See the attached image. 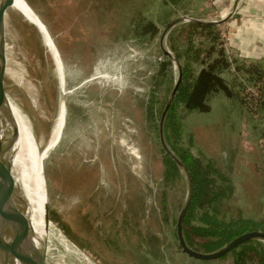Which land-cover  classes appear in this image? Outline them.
<instances>
[{
  "label": "rangeland",
  "instance_id": "374dc122",
  "mask_svg": "<svg viewBox=\"0 0 264 264\" xmlns=\"http://www.w3.org/2000/svg\"><path fill=\"white\" fill-rule=\"evenodd\" d=\"M27 1L49 26L70 90L66 94L65 89L58 136L26 179L40 191L38 203L29 195L31 234L38 248L48 250L46 264H185V255L175 251V220L186 185L183 177L164 180L165 154L158 137L177 70L173 64L161 67L160 35L179 18L218 20L234 0ZM246 1L216 25L230 60H254L264 68V8L257 16L261 30L244 34ZM257 3L264 6V0ZM3 8L2 50L8 66L15 61L25 72V82L19 85L3 74L0 86L22 107L19 134L41 151L58 112L57 65L38 27L10 5ZM147 19L160 28L154 37L135 26ZM163 46L169 48L167 37ZM192 64L195 72L201 67ZM222 76L235 96L219 91L208 97L209 111L185 112L171 142L211 168L210 176L224 193L215 203L218 218L264 220V108L248 93L254 90L251 75L231 68ZM230 261L227 256L210 264Z\"/></svg>",
  "mask_w": 264,
  "mask_h": 264
},
{
  "label": "trees",
  "instance_id": "16d2710c",
  "mask_svg": "<svg viewBox=\"0 0 264 264\" xmlns=\"http://www.w3.org/2000/svg\"><path fill=\"white\" fill-rule=\"evenodd\" d=\"M142 19L145 18L141 17L139 21ZM256 22L258 28L255 30L258 31L261 25L258 20ZM163 23H169V19H164ZM137 24L138 21L135 26L140 28L142 32L149 33L150 37H154L160 32L158 25L151 19H147L142 25ZM221 37L218 25L197 21L179 23L167 34V43L181 64L184 81L167 111L164 121V134L167 143L188 168L193 184L192 199L183 220L184 237L192 248L203 252L213 251L245 231L251 229L264 230V220L236 219L225 221L218 218L215 214V203L224 193L223 189L215 184V179L210 176L211 168L208 164L202 166L201 161L193 157L189 151L179 150L171 142L170 134L176 139L180 133L179 118L185 112L209 111L208 97L219 91L227 97L233 98L235 96V91L222 76V72L231 68L233 71H242L249 76L251 75L248 79L252 81L254 90H249L248 93L255 98L257 97L260 106L264 108V68L254 60H250L248 63L238 62L235 57L230 60ZM204 42H207L208 45L202 48L201 44ZM235 61L236 63L233 64ZM193 62H198L201 65L196 72L192 66ZM170 64L171 62L166 59L161 63V67ZM164 165V180L182 179L177 165L168 155L164 156ZM25 187L28 188L32 200L38 203L40 201L38 188L35 185L27 184V182ZM195 221L199 223H195ZM227 256L231 258L230 264H264V243L259 240L246 241L219 259ZM216 260L201 261L192 258L187 259L185 256L184 263L192 261L210 264Z\"/></svg>",
  "mask_w": 264,
  "mask_h": 264
},
{
  "label": "water",
  "instance_id": "95a60500",
  "mask_svg": "<svg viewBox=\"0 0 264 264\" xmlns=\"http://www.w3.org/2000/svg\"><path fill=\"white\" fill-rule=\"evenodd\" d=\"M11 4L14 0H6ZM28 7L36 14L38 20H40L43 28L50 34L49 26L43 19L38 15V13L32 8L27 0H24ZM240 0H234L231 9L218 20H204L195 17L188 16L186 18H179L177 20L169 23L160 35L159 48L161 50L162 60L168 59L174 68L177 70V78L173 84L170 95L161 111L159 122H158V137L159 143L163 149L165 155H168L177 165L186 185V195L184 201L179 209L175 220V234L177 239V244L179 249L176 252H180L186 256V258H192L201 261H213L219 259L220 257L226 255L231 250L239 246L240 244L249 240H259L264 243V230L262 229H251L245 231L234 238H232L227 243L223 244L221 247L208 252L198 251L192 248L186 241L183 233V220L186 211L190 205L192 194H193V184L188 168L180 157L169 147L165 134H164V121L167 111L172 103L178 89L181 85L182 80V68L181 64L171 51L170 48H165L163 46V41L167 37L168 32L177 24L184 21H197L202 23H212L219 24L226 19L235 11L237 4ZM26 19V18H25ZM27 20V19H26ZM29 22V21H28ZM5 55L4 51L0 46V82L1 76L5 72ZM62 69L64 72V87L66 89V65L62 62ZM93 78V76L88 77L80 82L79 85L84 84L86 81ZM59 86V81H58ZM60 88V86H59ZM70 90L66 89V94ZM0 118H4L5 121L10 126L9 136L7 138V143L4 146L0 145V264H10L12 260H17L20 264H46V248H38L33 240L30 233L29 223L25 216L24 210L21 206L16 203L14 199V192L16 190V185L14 183V177L12 174V162L9 158L3 157L2 155L9 151L18 137V128L14 122L13 117L9 111L3 106L0 101ZM65 126V125H64ZM63 126V128H64ZM63 131V129H62ZM62 134V133H61ZM61 137V136H60ZM40 149V148H39ZM43 177L46 185V197L47 200L44 202V218L46 224L52 223L49 215L48 207V194H47V183L44 173L43 165ZM53 225V224H52Z\"/></svg>",
  "mask_w": 264,
  "mask_h": 264
},
{
  "label": "bare ground",
  "instance_id": "6f19581e",
  "mask_svg": "<svg viewBox=\"0 0 264 264\" xmlns=\"http://www.w3.org/2000/svg\"><path fill=\"white\" fill-rule=\"evenodd\" d=\"M7 5H10L11 7L18 10L19 13L24 18L32 21L33 24H35L38 27V29L40 30L42 34L45 46L47 47L48 51L52 54V57L54 58L56 62L57 72L59 73V86H60L61 95L59 97L58 112H57L54 124L52 126L49 139L44 149L41 151H36L33 148V146L29 145L27 141L24 139V137H22V133H20L21 135L19 134V131L21 130V125L19 124V120H20V112H21L22 107L12 98L11 95H9L6 91H4L3 88L0 86V101L2 102L3 106L9 111V113L13 117L14 122L18 128V137L16 141L12 145L11 149L5 152L2 156L9 158L12 162V174L14 177V183L16 185V190L14 192V199H16L15 200L16 203L23 208L25 216L29 223V228H30V233H31V228H32L31 219H32L33 206L31 203V198L29 196V190L27 187H25L26 179L29 173L49 153L50 149L52 148V144L54 143L53 141L58 136L59 129L62 127L63 120H64L63 110L65 106V98H64L65 97V87H64L65 80H64V72L62 69V63L60 59L57 57V53L52 43V40L49 37L47 31L43 28L40 20H38L36 14L28 7L27 3L24 0H14L13 4H11L10 2H7L6 0H0V12L2 9H4L3 7ZM2 45H6V43L4 39L2 38V36L0 35L1 49H2ZM13 62H14L13 67L8 66L7 57L5 56L4 74H6L15 83L23 86L25 82V78H24L25 72H22V70H20L17 62L15 61ZM9 132H10L9 124L7 123V121L4 120V118H0V145L1 146H4L7 143ZM37 146L39 147L38 141H37ZM10 264H20V263L17 260H12Z\"/></svg>",
  "mask_w": 264,
  "mask_h": 264
},
{
  "label": "crops",
  "instance_id": "0c3cea01",
  "mask_svg": "<svg viewBox=\"0 0 264 264\" xmlns=\"http://www.w3.org/2000/svg\"><path fill=\"white\" fill-rule=\"evenodd\" d=\"M247 1H248V3H247ZM246 2H245V5L243 6L244 8V10H245V12H247L246 14L249 16L248 18H246V17H244V19H241V23H242V27H241V31L240 32H242V33H244L245 31H246V33H247V31L249 32V31H256L255 30V28H258V27H256L257 25H256V21L258 20V18H257V16H258V14L260 13V12H262V9L264 8V6L262 5V4H258L257 3V0H247ZM263 1V0H262ZM262 8V9H261ZM246 21H248V22H250L251 21V25H249V26H247V25H245L246 24ZM236 22V21H235ZM260 29H258V31L257 32H259L260 30H261V26L259 27ZM246 29V30H245ZM245 30V31H244ZM246 33H244V34H246ZM257 35V34H256ZM262 36V35H261ZM243 43V42H242ZM263 43V42H262Z\"/></svg>",
  "mask_w": 264,
  "mask_h": 264
}]
</instances>
